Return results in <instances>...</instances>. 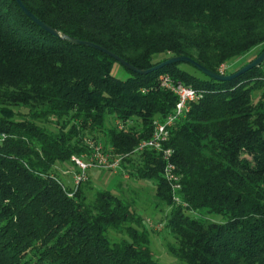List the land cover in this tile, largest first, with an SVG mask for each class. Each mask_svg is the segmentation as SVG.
<instances>
[{"label": "trees", "instance_id": "16d2710c", "mask_svg": "<svg viewBox=\"0 0 264 264\" xmlns=\"http://www.w3.org/2000/svg\"><path fill=\"white\" fill-rule=\"evenodd\" d=\"M21 1L60 35L141 69L188 56L219 73L264 50V0ZM60 35L0 0V264H161L134 200L108 189L89 199L90 179L64 181L95 146L150 182L179 264H264V62L230 81L189 62L148 74L123 65L120 78L114 57ZM162 73L204 92L167 142L186 205L173 200L162 153L136 151L175 109Z\"/></svg>", "mask_w": 264, "mask_h": 264}, {"label": "rangeland", "instance_id": "374dc122", "mask_svg": "<svg viewBox=\"0 0 264 264\" xmlns=\"http://www.w3.org/2000/svg\"><path fill=\"white\" fill-rule=\"evenodd\" d=\"M260 47L253 49L250 53L246 54L239 60L230 63L228 65V71H234L238 69L241 65L256 57ZM113 74L120 77L126 78L129 72L120 63H115L113 68ZM87 160H84L87 164H90L88 168L87 179L91 180L92 186L94 187L92 192L89 191V199L92 198V194L96 189H108L118 193L119 195H125L127 199L131 202L134 200L136 209L141 213L145 220L150 223V227L154 231V236L152 239L151 248L155 257L161 264H179L178 259L169 251V243L172 241V237L167 234L165 229V224L167 222L168 209H164L159 206L156 198L151 193V184L149 181L136 180L135 178L129 177V174L124 171H119L111 169L108 171L104 166L95 164L93 155L86 156ZM112 157V156H111ZM84 159V157H79ZM96 159V158H95ZM112 159L118 160L119 157H114ZM92 164V165H91ZM66 175L63 176L64 181L69 186H74L73 180L75 181V176L79 175L80 168L75 162L74 168H64ZM86 179V180H87ZM88 182V180H87ZM123 192V194H122ZM155 205H158L155 207ZM186 205V203H184ZM213 220H223L222 216L213 214L211 216ZM148 223V224H149ZM115 240H118L120 236L114 234L112 231L109 232Z\"/></svg>", "mask_w": 264, "mask_h": 264}, {"label": "built area", "instance_id": "2783aa9c", "mask_svg": "<svg viewBox=\"0 0 264 264\" xmlns=\"http://www.w3.org/2000/svg\"><path fill=\"white\" fill-rule=\"evenodd\" d=\"M227 69L228 65L223 64L219 69V73L226 74ZM159 79L162 87L176 94V106L174 111L169 114L165 120L155 122L153 134L150 138L143 139L138 144L136 151L153 149L162 153L163 159L165 160L164 176L172 186L173 200L177 203H183L179 195V190H181L180 177L177 174L176 164L172 161L173 150L170 147H167V142L170 138L171 127L179 118L185 116L190 111L191 104L193 102L203 98L204 92L187 86L182 82H175L169 74L162 73L159 75ZM94 148L95 152L93 154V163L113 170L118 168L121 158L118 160L111 159L108 154H105L102 151L101 146H95ZM74 160L80 168L79 175L75 176V183L78 185L87 179L86 171L90 167V164H87L84 159L79 157H74Z\"/></svg>", "mask_w": 264, "mask_h": 264}, {"label": "water", "instance_id": "95a60500", "mask_svg": "<svg viewBox=\"0 0 264 264\" xmlns=\"http://www.w3.org/2000/svg\"><path fill=\"white\" fill-rule=\"evenodd\" d=\"M17 1L23 7V9L26 11V13H28L30 16H32L40 25H42L43 27H45L46 29H48L52 33L60 35V33L56 29L50 27L46 23L39 20L34 14H32L21 0H17ZM60 36L70 40L73 43L83 44V45L90 46V47L96 48L98 50H101V51L107 53L108 55L114 57L118 62H120L122 65H124L128 69L133 70V71L140 73V74H148L150 72L156 71L168 63L189 62V63L193 64L195 67H197L204 74L209 76L210 78H213V79L219 80V81H230V80H233L234 78L244 74L248 70H250L256 66L261 65L264 62V50H263L259 55H257L254 59H252L246 65H244L243 67L238 69L236 72L228 73V74H220V73L211 71L208 68H206L205 66H203L202 64H200L199 62H197L196 60H194L188 56L173 57V58L168 59L165 62H162V63L158 64L157 66H154L150 69H141V68H137V67L133 66L132 64L127 62L125 59L118 56L117 54H115L114 52L110 51L109 49L105 48L102 45H99V44H96L94 42L87 41V40H79V39H76V38H73V37H70V36H67L64 34H62Z\"/></svg>", "mask_w": 264, "mask_h": 264}]
</instances>
